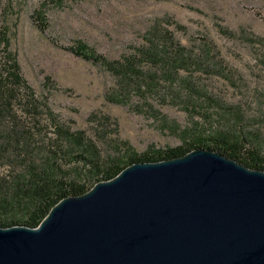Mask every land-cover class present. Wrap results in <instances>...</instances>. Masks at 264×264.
<instances>
[{
  "label": "rangeland",
  "instance_id": "obj_1",
  "mask_svg": "<svg viewBox=\"0 0 264 264\" xmlns=\"http://www.w3.org/2000/svg\"><path fill=\"white\" fill-rule=\"evenodd\" d=\"M158 20L185 47L213 45L232 74L229 81L196 76L206 98L189 115L160 100L167 98L165 90L160 96L131 97L128 105L108 102L114 78L75 54L81 43L95 55L118 60ZM2 39L46 105L39 121L48 122L49 109L57 121L93 139L102 155L114 152L113 140L126 141L138 153L149 146H176L177 131L191 116L201 121L196 113H203L202 107L222 113L217 104L233 107L229 112H237L246 128L264 139V0H0Z\"/></svg>",
  "mask_w": 264,
  "mask_h": 264
},
{
  "label": "trees",
  "instance_id": "obj_2",
  "mask_svg": "<svg viewBox=\"0 0 264 264\" xmlns=\"http://www.w3.org/2000/svg\"><path fill=\"white\" fill-rule=\"evenodd\" d=\"M163 24H151L142 41L118 60L78 43L76 56L100 64L114 78L108 102L128 105L131 97L160 96L165 90L167 98L160 100L189 115L206 98L197 77L232 79L213 45L185 47ZM217 106L222 113H206L209 109L202 107L203 113H196L201 121L191 116L189 125L177 131L176 146H149L138 153L126 141L113 140L114 152L102 155L93 139L57 121L49 109L48 122L39 121L46 105L23 78L8 40H0V227L36 228L61 200L84 195L135 163L168 161L194 150H210L264 172V139L246 128L237 112Z\"/></svg>",
  "mask_w": 264,
  "mask_h": 264
},
{
  "label": "water",
  "instance_id": "obj_3",
  "mask_svg": "<svg viewBox=\"0 0 264 264\" xmlns=\"http://www.w3.org/2000/svg\"><path fill=\"white\" fill-rule=\"evenodd\" d=\"M0 264H264V172L203 149L135 163L0 227Z\"/></svg>",
  "mask_w": 264,
  "mask_h": 264
}]
</instances>
